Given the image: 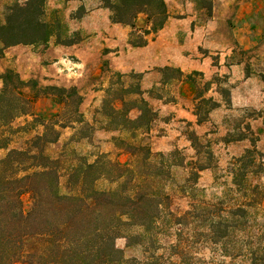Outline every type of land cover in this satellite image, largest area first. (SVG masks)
Here are the masks:
<instances>
[{
    "label": "rangeland",
    "instance_id": "1",
    "mask_svg": "<svg viewBox=\"0 0 264 264\" xmlns=\"http://www.w3.org/2000/svg\"><path fill=\"white\" fill-rule=\"evenodd\" d=\"M163 1L169 26L159 36L160 30L153 33L144 14L138 15L133 28L112 23L100 0H45L43 20L51 36L43 45L4 49L0 43V76L12 71L26 83L35 116L80 117L81 123L60 129L58 140L44 148L58 162L60 194H67V174L80 159L93 162L104 154L124 163L132 160L122 149L126 145L172 154L170 164L182 163L170 167V178L164 182L170 201L160 208L156 226L129 227L116 239L129 264H250L243 255L229 256V249L255 245L264 233V0ZM21 3L0 0V23L7 8ZM157 37L158 46L152 43ZM162 49L172 53V63L160 59ZM53 88L75 89L80 105L57 104ZM134 91L142 92L140 97L157 114L149 129L115 126L114 112L121 108L117 99H140L128 94ZM202 99H212L216 107L197 125L193 113ZM139 107L138 102L128 103L124 113L134 120ZM25 121L32 117L16 119L12 129L24 127ZM26 128L11 136L0 158L9 149L24 148L26 140L42 131ZM193 137L199 155L191 146ZM252 144L261 154V165L249 167L242 177L245 172L233 171L231 164ZM205 151L213 154L211 168L199 172L195 183L187 182L193 180V163L205 164ZM96 185L100 190L110 187L104 180ZM255 186L252 195L248 190ZM23 200L28 209V196ZM245 201L259 202L251 209V238L238 227L232 238L214 243V234H223L214 233L210 224L217 221L215 211H228Z\"/></svg>",
    "mask_w": 264,
    "mask_h": 264
},
{
    "label": "trees",
    "instance_id": "2",
    "mask_svg": "<svg viewBox=\"0 0 264 264\" xmlns=\"http://www.w3.org/2000/svg\"><path fill=\"white\" fill-rule=\"evenodd\" d=\"M100 2L109 10L112 23L133 28L138 15L144 14L153 33L162 29L168 17L163 0ZM44 5L45 0H27L7 8L4 22L0 23V43L4 49L16 45L46 44L52 31L43 20ZM178 73L177 80H181L182 74ZM0 79V149H8L11 136L24 132L27 125L32 129L42 128L41 132L25 141L24 148L9 149L0 158V264L131 263L116 247V239L122 237L129 227L149 230L156 226L160 208L170 201L164 188V182L170 178V167L181 166L182 163L170 164L168 158L173 157L172 154L164 156L152 153L146 146L126 145L122 149L132 160L124 163L112 161L104 154H99L93 162L80 159L67 174V194H60L58 162L50 159L44 148L58 140L60 129L81 123L80 117L60 119V113H54L49 119L39 118L32 113L33 101L26 94V83L12 71L2 74ZM53 89L58 92L54 94L57 104L66 107L80 105L81 97L75 89ZM128 94L140 97L142 92ZM117 100L121 104L120 110L114 112L117 128L149 129L157 118L156 112L141 97L135 101H127L124 97ZM135 102L141 105L138 108L140 115L130 120L124 111L128 110V103ZM206 105L209 106L204 109L202 106ZM215 107L212 99L200 100L193 113L197 125L206 122L209 112ZM25 116H31L32 121H25L24 127L12 129V123ZM190 141L199 155L197 139L193 137ZM204 153L206 166L193 163V172L190 173L193 180L188 179L187 182L195 183L199 172L211 168L213 154L210 151ZM260 156L252 144L241 157L233 159L232 170L244 171L242 177H245L249 167H260ZM99 180L106 181L110 187L98 189L96 184ZM232 184L242 187L240 182L233 181ZM243 186L245 189L246 185ZM257 188L255 186L248 191L255 195ZM25 195L30 201L28 209H24ZM258 204V201H245L228 211L217 209L213 215L217 221L210 224L214 233L223 230V234L215 233L214 243L232 238L238 227L251 238V209ZM256 240L255 245L248 243L244 249L231 246L229 256L243 255L250 264H264V233Z\"/></svg>",
    "mask_w": 264,
    "mask_h": 264
},
{
    "label": "crops",
    "instance_id": "3",
    "mask_svg": "<svg viewBox=\"0 0 264 264\" xmlns=\"http://www.w3.org/2000/svg\"><path fill=\"white\" fill-rule=\"evenodd\" d=\"M168 26H169V23L168 24L165 23L164 27L159 31V36H161L160 34H163V32L166 31L165 29H167ZM152 43L154 45L158 46V44H159V37H157ZM170 54H172V53L169 52V50H167V49H164L163 50L162 49L159 52V55H160L159 57H160V59H162L163 61H165V64H170V63H172V61H174L173 59H171V55ZM179 54L181 55V52H179ZM168 59H170V60H168Z\"/></svg>",
    "mask_w": 264,
    "mask_h": 264
},
{
    "label": "clouds",
    "instance_id": "4",
    "mask_svg": "<svg viewBox=\"0 0 264 264\" xmlns=\"http://www.w3.org/2000/svg\"><path fill=\"white\" fill-rule=\"evenodd\" d=\"M24 3V0H22V4Z\"/></svg>",
    "mask_w": 264,
    "mask_h": 264
}]
</instances>
